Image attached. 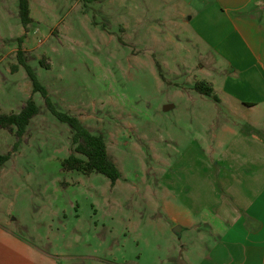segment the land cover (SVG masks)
<instances>
[{
	"label": "rangeland",
	"instance_id": "374dc122",
	"mask_svg": "<svg viewBox=\"0 0 264 264\" xmlns=\"http://www.w3.org/2000/svg\"><path fill=\"white\" fill-rule=\"evenodd\" d=\"M173 4L28 0L24 25L18 0H0V113H18L29 98L38 109L21 136L0 128V153H10L0 217L34 262L40 247L53 256L44 264H183L214 236L181 232L179 221L221 228L215 216L230 196L215 193L243 180L246 163L227 161L235 114L229 100L194 88L207 55ZM58 114L103 136L114 183L64 168L72 130ZM16 236L5 255L19 253Z\"/></svg>",
	"mask_w": 264,
	"mask_h": 264
},
{
	"label": "crops",
	"instance_id": "0c3cea01",
	"mask_svg": "<svg viewBox=\"0 0 264 264\" xmlns=\"http://www.w3.org/2000/svg\"><path fill=\"white\" fill-rule=\"evenodd\" d=\"M170 1L176 16L193 28L197 45L207 55V62L200 64L203 82L218 99L229 100L235 114L233 155L227 161L246 163L243 180L232 184L230 177L226 192L215 193L230 196L226 208L215 216L221 228L202 233L193 218L179 221L181 232L187 228L214 236L212 240L209 235L210 242L192 262L184 256L183 264H264V0ZM207 68L217 77L210 78ZM10 235L16 236L7 219L0 217V264H44L43 259L53 258L39 247L35 249L38 256L31 255L38 259L34 262L23 252L26 242L17 236L20 240L14 241L22 243L19 253L5 255Z\"/></svg>",
	"mask_w": 264,
	"mask_h": 264
},
{
	"label": "trees",
	"instance_id": "16d2710c",
	"mask_svg": "<svg viewBox=\"0 0 264 264\" xmlns=\"http://www.w3.org/2000/svg\"><path fill=\"white\" fill-rule=\"evenodd\" d=\"M19 16L24 25L30 22L28 0H18ZM18 57H21V51H18ZM27 73L33 84V91H40L44 102L50 111L55 113L50 105L45 88L39 85L33 72L26 66ZM194 88L205 95H211L212 88L206 82L200 81L194 84ZM38 112L36 104L29 98L18 113H0V128L12 130L16 126V136H21L29 123L30 118ZM58 117L66 121L71 130V143L73 153H70L63 160V166L66 169H76L83 173L98 172L108 177L111 183L119 177V171L114 162L107 154L106 144L103 136L98 133H92L75 116L67 114H58ZM15 146H13L14 149ZM78 153L80 156L75 155ZM10 158V153H0V167Z\"/></svg>",
	"mask_w": 264,
	"mask_h": 264
},
{
	"label": "water",
	"instance_id": "95a60500",
	"mask_svg": "<svg viewBox=\"0 0 264 264\" xmlns=\"http://www.w3.org/2000/svg\"><path fill=\"white\" fill-rule=\"evenodd\" d=\"M168 107H169V105H166V106H165V108H168ZM175 229H176V228H175Z\"/></svg>",
	"mask_w": 264,
	"mask_h": 264
}]
</instances>
